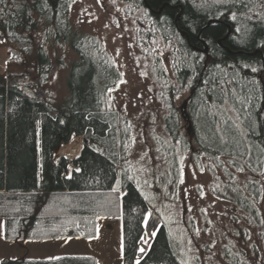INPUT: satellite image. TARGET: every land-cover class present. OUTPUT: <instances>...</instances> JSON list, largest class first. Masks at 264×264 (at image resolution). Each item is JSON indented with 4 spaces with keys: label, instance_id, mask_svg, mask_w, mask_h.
Returning a JSON list of instances; mask_svg holds the SVG:
<instances>
[{
    "label": "trees",
    "instance_id": "1",
    "mask_svg": "<svg viewBox=\"0 0 264 264\" xmlns=\"http://www.w3.org/2000/svg\"><path fill=\"white\" fill-rule=\"evenodd\" d=\"M74 1L0 0V40L15 46L21 57L18 73L0 75V222L5 241H89L97 237L99 219L122 218L124 264H181L167 229L129 173L133 127L111 95L120 73L101 43L70 22ZM119 1L144 7L143 0ZM145 3L153 10L163 4L177 8L165 10L163 17L143 11L147 27L141 32L178 50L174 81L161 77L170 141L192 148L194 159H225L236 170L261 173L264 0ZM212 20L219 22L207 29ZM229 31L232 35L224 40ZM197 36L207 44V56L193 51L201 48ZM67 49L74 55L68 97L55 109L38 92L52 78L55 62L63 65L60 53ZM257 51L263 59L253 55ZM186 89L191 93V138L183 132L175 105L179 91ZM73 136L88 141L80 157L56 163L55 152ZM147 237L149 245L144 244ZM0 264L98 263L79 256Z\"/></svg>",
    "mask_w": 264,
    "mask_h": 264
},
{
    "label": "rangeland",
    "instance_id": "2",
    "mask_svg": "<svg viewBox=\"0 0 264 264\" xmlns=\"http://www.w3.org/2000/svg\"><path fill=\"white\" fill-rule=\"evenodd\" d=\"M143 15L138 5L119 0H75L70 9L73 26L97 39L120 73L111 95L133 127L130 176L167 229L181 264H264V168L253 174L232 168L225 159H194L192 148L170 141L161 77L174 81L178 50L160 38L141 36L147 27ZM16 50L0 40V75L18 73L21 57ZM60 55L63 65L55 62L52 78L38 92L55 109L68 97L74 60L69 49ZM190 95L186 89L175 98L187 137L189 126L180 109L185 101L189 104ZM85 145L83 137L73 136L55 152L54 161L79 158ZM99 222L101 237L91 248L123 252L122 218L99 219L98 227ZM11 252L21 255L24 245H13Z\"/></svg>",
    "mask_w": 264,
    "mask_h": 264
},
{
    "label": "crops",
    "instance_id": "3",
    "mask_svg": "<svg viewBox=\"0 0 264 264\" xmlns=\"http://www.w3.org/2000/svg\"><path fill=\"white\" fill-rule=\"evenodd\" d=\"M100 222L98 227L97 237L93 240H60V241H40V242H17L23 244L25 252L21 255L16 254L13 257V245L5 241L4 224L0 222V263L6 260L24 259L46 261L61 257H93L98 264H124V255L120 252L114 253L108 251H97L91 248L96 240L100 239ZM95 245V244H94ZM103 249V248H102Z\"/></svg>",
    "mask_w": 264,
    "mask_h": 264
},
{
    "label": "flooded vegetation",
    "instance_id": "4",
    "mask_svg": "<svg viewBox=\"0 0 264 264\" xmlns=\"http://www.w3.org/2000/svg\"><path fill=\"white\" fill-rule=\"evenodd\" d=\"M190 2H191V0H189ZM188 5L191 7V8H193L194 9V7H193V5L191 4V3H188ZM143 6L144 7H140V9L142 10V11H145V10H147V12L149 13V14H151V15H153V16H156V17H163V14H164V12H165V10H167V9H171V10H177V8H175V7H173V6H170V5H167V4H163L162 5V7H160L158 10H153L152 8H151V10H149L147 7H146V3H145V0H143ZM235 17V16H234ZM213 21V20H212ZM211 22V21H210ZM217 23L219 22V21H216ZM209 24V23H208ZM213 24H216V23H213ZM212 24V25H213ZM211 25V26H212ZM210 26V27H211ZM176 28L178 29V26L176 25ZM179 30V29H178ZM180 33V36H181V38H183V39H185L186 40V42H187V44L188 45H190L191 44V41H190V38L189 37H187V35L185 34V33H183L182 31H180L179 32ZM231 35H232V32H231ZM230 35V36H231ZM195 42H197V44H200V46H201V48H199V49H193V51L194 52H196V53H198V54H202V55H204L203 53H201V51H203L204 50V48H205V42L201 39V37H199V36H197V38L195 39ZM203 42V43H202ZM222 42L223 41H221V42H219V44L220 45H222ZM206 46H207V44H206ZM208 47V46H207ZM208 50H209V48H208ZM208 53H209V51H208ZM207 56V55H206Z\"/></svg>",
    "mask_w": 264,
    "mask_h": 264
},
{
    "label": "water",
    "instance_id": "5",
    "mask_svg": "<svg viewBox=\"0 0 264 264\" xmlns=\"http://www.w3.org/2000/svg\"><path fill=\"white\" fill-rule=\"evenodd\" d=\"M146 7H147L149 10H151V7H150L148 4H146ZM177 20H179V17L177 18ZM213 23H217V22H216V21H211V22H209V24H208V26H207V29H209L210 26H211ZM228 28H230V27L228 26ZM230 35H231V31H229L228 35L225 37L224 40L228 39ZM224 40H223V41H224ZM208 51H209V50H208V47H207L206 44H205V48H204L203 51H201V53H203L204 55H208ZM257 54H261V57H262V59H263V55H262L261 51H257V52H256L255 54H253V55H257ZM187 106H188V100L184 102V104H183V106H182V108H181L180 110H181L182 117H183L184 121H185V122L188 124V126H189L187 132L190 134V138H191V137H192V124H191V120H190V118H189V115H188V113H187ZM87 143H88V141L85 140V144H87Z\"/></svg>",
    "mask_w": 264,
    "mask_h": 264
},
{
    "label": "snow or ice",
    "instance_id": "6",
    "mask_svg": "<svg viewBox=\"0 0 264 264\" xmlns=\"http://www.w3.org/2000/svg\"><path fill=\"white\" fill-rule=\"evenodd\" d=\"M255 71V69H253Z\"/></svg>",
    "mask_w": 264,
    "mask_h": 264
}]
</instances>
